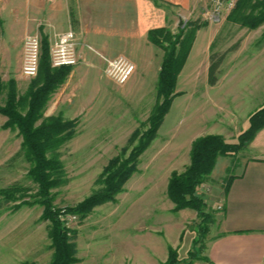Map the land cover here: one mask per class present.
I'll use <instances>...</instances> for the list:
<instances>
[{"label": "rangeland", "instance_id": "1", "mask_svg": "<svg viewBox=\"0 0 264 264\" xmlns=\"http://www.w3.org/2000/svg\"><path fill=\"white\" fill-rule=\"evenodd\" d=\"M13 1L0 0V105L4 104L8 81L13 79L17 109L24 113L30 87L35 80L40 83L42 75L26 77L21 74L17 47L12 40L21 30L32 24V29L37 30L47 20L42 17L36 20L29 10V13L23 12L21 6L24 9L26 3L19 5ZM70 1L71 28L75 31V4ZM198 1L193 18L174 16L172 23L176 26L167 27L173 33L182 28L187 41L191 35L194 41L198 31H206L213 37L209 55L214 54L216 59L223 54L228 61L239 50V59H248L235 69L236 75L257 76L260 67L251 57L256 49L264 46V22L250 28L242 22V17L256 16L264 11L262 0H235L232 7L224 8L219 14L214 11L211 0ZM186 45L187 42L180 47L182 52ZM86 47L90 51L94 49L90 44ZM197 50H193L188 60L187 55L179 70L168 112L139 155L135 172L114 200L93 206L83 216L72 209L102 186V171L109 160L116 155L127 156L148 129L149 118L162 100L157 95V79L150 75L143 83L132 82L131 75L127 82L118 84L106 75L104 65L109 57L102 54L96 65L89 68L90 72L74 69L73 73L71 69L87 63L78 53V62L49 94L43 116H65L62 112L67 108L62 112L51 108L61 90L64 98L72 100L68 108H76L77 124L73 135L55 149L65 181L50 190L51 203L69 230V243L75 257L71 264H128L124 260L130 254V239L136 235L144 237L146 233L141 230L146 227L151 234L162 237L161 240L180 238L178 249L173 247L179 259L186 261L192 249L195 254L202 255L225 183L237 171L245 147L231 156H217L212 170L197 186L196 194L203 200L205 216L191 207L173 210L174 203L167 196L168 179L172 171L186 169L197 138L211 133L236 141L248 127V123L243 122L245 109L254 111L262 106L263 100L253 99L244 91L238 93L240 98L235 101L224 99L221 82L222 77L228 75V64L222 66V58L217 73L220 82L210 88L206 81V52L203 55ZM84 74L94 77V81H84ZM194 77L196 80L192 79ZM232 84L242 87L236 81ZM247 87L253 90L254 84ZM31 165L18 129L7 124V117L0 113V191L8 188L13 195L5 197L0 192V264H50L53 257L52 221L39 202L41 197L30 175ZM194 239L197 241L193 242Z\"/></svg>", "mask_w": 264, "mask_h": 264}, {"label": "crops", "instance_id": "2", "mask_svg": "<svg viewBox=\"0 0 264 264\" xmlns=\"http://www.w3.org/2000/svg\"><path fill=\"white\" fill-rule=\"evenodd\" d=\"M14 1L19 5L26 3L24 9L21 6L23 12H32L36 20L38 17L47 20L37 30L32 29L33 24L31 23L32 25L29 28L21 30L13 38L12 42L18 51L19 70L22 62L23 39L28 32L27 30H30L29 33L39 34L41 49L42 39H45L49 50V45L55 34L71 28L69 6L71 1L54 0L53 3H49V0ZM73 4H75L74 11L76 14L77 28L74 33L77 52L87 60V63H80L83 67L79 68L77 66L71 69V72L74 73V69L77 72L82 69V71L90 72L91 67L96 65L97 59L100 58V54L109 58L123 55L135 64L132 82L143 83L146 77L150 75L155 76L156 79L158 78L163 57L162 49L148 39V31L151 28L160 26L173 28V26H176L175 22L172 23L175 20L174 16H177V19L183 15L185 19L193 18L195 15L194 9L198 6L199 1L73 0ZM212 40L213 37L210 34L208 35L206 31L203 33L198 31L187 57L188 60L195 49L202 51L203 55L206 52V56L204 55L207 59L206 73L209 64V47ZM89 44L95 50H88L86 45ZM240 55L241 51L238 50L237 55H232L228 61L223 58L222 66H226V64L229 66L228 75H224L221 82L223 98L235 101L240 98L238 93L244 91V93L251 95L253 99L257 97L260 100L262 99L261 105H263L264 46L261 50L256 49L251 57L256 62L255 65L260 67L259 74L253 78L245 77L244 74V76H240L241 78L236 75L235 69L248 59L244 57L241 60L239 59ZM237 73L239 75V72ZM94 79V77L91 78L85 75L83 80L91 83ZM192 79L196 80L195 77ZM206 81L210 88L216 87L220 82L217 78L215 84L210 85L207 75ZM232 81H236L242 87L236 86V84L231 85ZM251 83L254 84L253 90L247 87ZM62 93L63 90L55 97L51 108L52 110L59 109V112H62L65 107L67 109L62 114L68 119H73L76 108H68L72 100L69 101L68 97L64 98ZM259 107L257 106V108ZM251 112L245 109L243 122L248 123V116ZM242 154L238 169L231 174L227 191L223 192L219 210L216 212L214 222L208 233L202 253L208 260L196 259L192 264H264V126L256 131ZM146 229L147 227L141 230L146 233L144 237L141 238L136 235L130 239L132 245L129 256L124 260L125 263L161 264L167 259L169 246L178 249L180 238H171L168 241L161 240L162 237L153 235Z\"/></svg>", "mask_w": 264, "mask_h": 264}, {"label": "trees", "instance_id": "3", "mask_svg": "<svg viewBox=\"0 0 264 264\" xmlns=\"http://www.w3.org/2000/svg\"><path fill=\"white\" fill-rule=\"evenodd\" d=\"M261 2L264 5V0ZM242 22L253 28L258 23L264 22V11L256 16L244 15ZM187 38H184L182 28H179L176 33L167 26L151 28L148 31V39L163 51L157 78V95L161 96L162 100L156 105L149 118V127L140 137L138 145L127 156L116 155L109 160L102 171V186L79 202L72 209L73 212L83 216L93 206L114 200L115 195L121 191L124 183L137 169L139 155L154 136L175 95L177 74L193 42L192 35L188 41ZM186 42V48L182 52L180 47H184ZM222 56L223 54L215 59L214 54L209 55L207 77L210 85L217 81ZM68 71L69 66L55 68L50 65L48 45L46 40L42 39L41 57L36 74H41L42 80L40 83L36 80L32 83L26 111L21 113L17 109L18 100L13 79H9L4 104L0 105V113L7 117V124L15 125L22 137V148L32 163L30 175L37 185L38 196L41 197L39 202L44 205L46 216L52 221L53 257L50 264H71L75 260L69 243V230L62 224L59 213L51 203L50 190L65 181L62 177V163L56 156L55 149L61 141L73 135L77 120L64 118L61 114L43 116L42 112L49 94L63 81ZM263 126L264 104L249 114L248 127L237 136L236 141H228L220 134L211 133L197 138L192 144L190 162L186 169L182 172L172 171L168 179L167 196L174 203L173 210L191 207L199 215L205 216L203 200L196 194L197 186L212 170L217 156L235 154L239 149L244 148L256 131ZM230 179L231 176L225 183V192ZM0 192L5 197L13 196L12 193L10 195L8 188ZM196 241V239L193 240V242ZM196 259L208 260L204 255L195 254L192 249L188 252V259L183 261L178 258L177 251L169 246L167 259L161 264H192Z\"/></svg>", "mask_w": 264, "mask_h": 264}, {"label": "built area", "instance_id": "4", "mask_svg": "<svg viewBox=\"0 0 264 264\" xmlns=\"http://www.w3.org/2000/svg\"><path fill=\"white\" fill-rule=\"evenodd\" d=\"M54 1V0H49ZM214 11L219 14L224 8L229 9L235 0H211ZM224 6V7H223ZM92 49V48H90ZM94 50V49H92ZM49 62L52 67L73 66L78 62L75 33L71 28L55 34L49 45ZM41 54V37L32 32L23 39L21 74L26 77L36 76ZM106 75L118 84H124L135 71V64L129 58L119 55L105 60Z\"/></svg>", "mask_w": 264, "mask_h": 264}]
</instances>
